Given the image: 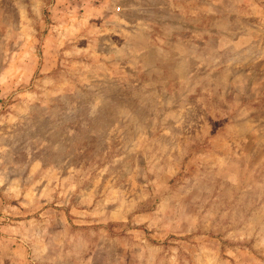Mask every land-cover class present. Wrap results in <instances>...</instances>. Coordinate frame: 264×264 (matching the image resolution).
Instances as JSON below:
<instances>
[{
  "label": "rangeland",
  "instance_id": "obj_1",
  "mask_svg": "<svg viewBox=\"0 0 264 264\" xmlns=\"http://www.w3.org/2000/svg\"><path fill=\"white\" fill-rule=\"evenodd\" d=\"M0 264H264V0H0Z\"/></svg>",
  "mask_w": 264,
  "mask_h": 264
}]
</instances>
